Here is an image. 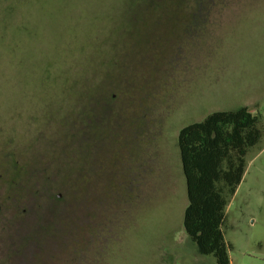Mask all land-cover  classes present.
<instances>
[{"label": "rangeland", "instance_id": "rangeland-1", "mask_svg": "<svg viewBox=\"0 0 264 264\" xmlns=\"http://www.w3.org/2000/svg\"><path fill=\"white\" fill-rule=\"evenodd\" d=\"M243 107L262 138L222 230L231 264H264V0H0V204L8 162L58 177L60 223L89 193L70 264H216L183 226L177 138Z\"/></svg>", "mask_w": 264, "mask_h": 264}, {"label": "trees", "instance_id": "trees-1", "mask_svg": "<svg viewBox=\"0 0 264 264\" xmlns=\"http://www.w3.org/2000/svg\"><path fill=\"white\" fill-rule=\"evenodd\" d=\"M261 138L259 118L247 107L214 112L178 133L188 200L183 226L198 253L212 256L216 264H231L222 230L226 208Z\"/></svg>", "mask_w": 264, "mask_h": 264}, {"label": "flooded vegetation", "instance_id": "flooded-vegetation-1", "mask_svg": "<svg viewBox=\"0 0 264 264\" xmlns=\"http://www.w3.org/2000/svg\"><path fill=\"white\" fill-rule=\"evenodd\" d=\"M5 165L6 181L0 204L3 213L0 215V264L73 263L70 260L80 255V250L85 252V246L80 248L81 238L90 236L92 232L85 222L89 218L87 209L90 204L87 201L91 199L90 194L86 193L80 199L78 207L81 209H76V212L81 211L78 214L82 220L78 224L74 223L75 214L70 220L71 213L65 223H60L55 212L49 210L52 204L48 200L52 201V198L44 197L42 192L43 184H56L58 177L47 174L44 164L8 162ZM98 178L84 172L77 180L90 184ZM64 180L73 183L71 175ZM44 218L49 219L50 224L43 225ZM74 242L79 244L77 248Z\"/></svg>", "mask_w": 264, "mask_h": 264}]
</instances>
